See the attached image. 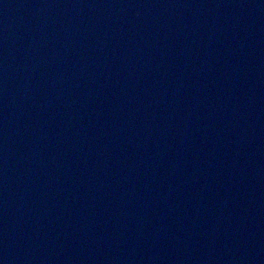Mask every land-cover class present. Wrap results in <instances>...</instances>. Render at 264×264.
I'll return each mask as SVG.
<instances>
[{"label": "water", "instance_id": "95a60500", "mask_svg": "<svg viewBox=\"0 0 264 264\" xmlns=\"http://www.w3.org/2000/svg\"><path fill=\"white\" fill-rule=\"evenodd\" d=\"M0 264H264V0H0Z\"/></svg>", "mask_w": 264, "mask_h": 264}]
</instances>
